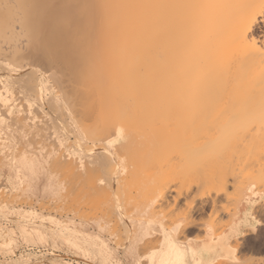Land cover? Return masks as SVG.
I'll return each mask as SVG.
<instances>
[{"label": "bare ground", "instance_id": "6f19581e", "mask_svg": "<svg viewBox=\"0 0 264 264\" xmlns=\"http://www.w3.org/2000/svg\"><path fill=\"white\" fill-rule=\"evenodd\" d=\"M14 87L44 106L45 92L52 93V106L69 110L68 119L65 113L56 116L68 127L63 132L84 147L87 159L104 162L107 176L98 179L83 165L84 194L109 197L112 187L120 188L127 177L124 160L133 158L138 165L136 159L149 158L153 174L148 162L144 168L151 181L142 207L112 220L106 216L109 211L103 212L83 227L74 219L63 223L62 217H46L34 209L19 212L0 201V213L14 223L11 228L0 226V250L21 238L49 242L54 248L70 244L90 253L98 264H225L236 259V240L253 223L248 206L257 199V192L243 184V172H256L254 165L248 166L243 143L254 135L264 137V0H0V179L5 178L8 189L22 186L31 197L58 196L64 184L49 164L56 139L53 149L44 142L32 150L22 145L23 139L34 145L36 139L29 137L41 133L37 127L44 128L41 123L48 120L33 116L38 107H32V115L23 114V103L22 114L14 116V99L9 100ZM61 161L55 163L65 168L64 161H69L67 167L71 159ZM176 172L182 175L177 186ZM91 197L83 198L91 203L92 209L86 208L90 213L83 212L94 210L97 215V197ZM157 205L170 210L157 213ZM174 210L172 219L168 213ZM115 231L125 237L122 242H112Z\"/></svg>", "mask_w": 264, "mask_h": 264}, {"label": "rangeland", "instance_id": "374dc122", "mask_svg": "<svg viewBox=\"0 0 264 264\" xmlns=\"http://www.w3.org/2000/svg\"><path fill=\"white\" fill-rule=\"evenodd\" d=\"M16 92V93H15ZM48 94V95H47ZM12 96H14V97H12ZM15 96H18L17 97V99L15 98ZM21 96V97H20ZM52 93H49L48 91L47 92H45V99L48 101H45V103H47V104H45V106L43 105V102H36V101H33V99L31 98V96H29V93L27 92V94H24V95H21L20 94V92H17V89L14 87V92H12L11 93V98L9 99V100H11V99H14V100H11V103L13 104L12 106H14L13 107V109H12V114L14 115V116H20V114H28V115H32L33 113H34V110L35 109H33V108H35V107H38V111H36L37 110V108H36V110H35V113L33 114V116H35L36 114H38V116L36 115V118L37 119H39L40 121L41 120H43V118L44 119H46V120H48V123H41V124H43L42 125V127L44 126V128H40V127H37L38 129L37 130H39L40 131V129H41V133H37V135H34V137L33 136H31L30 134H28V135H26V136H31V137H29V139L31 138H33L32 139V142H33V140H35V141H37L38 139L40 140H38L37 142H33V144L34 145H32V143H31V140L29 141L28 140V144L26 143L27 141H25L24 139V141L22 140V145H24L26 148H28V149H30L31 148V150H32V148L34 147V146H37V145H39V142H44V144L45 143H47L46 145H47V148L49 149V148H52L53 146V141L55 140V142L54 143H56V146L55 147H53L54 148V152H53V154L51 155L52 157H50V161H49V164H50V167L52 168L53 166H55V168H52V170L55 172V173H57L58 175V179H60V177H61V181H62V183L64 184V188L60 191V193L58 194V196H54V195H50L49 196V194H39L38 196H30V195H28V194H26V193H23L22 192V189H23V187L21 186V188L22 189H19V188H15L14 186H12L13 188L11 189L10 187H9V189H8V184L7 183H5V178L3 179V178H1L0 179V181H2V182H0V201H3V202H5L3 205H6L7 207H9L10 209H14V210H16V211H19V212H27L28 210H32V209H34V210H36V212L37 213H39V214H41V212H42V215L43 216H49V215H51V217H56L57 219L59 218V217H62L61 219H62V222L63 223H70L73 219V223H84V224H82V226L81 227H83V226H85V223H91V221H92V219L93 218H97L98 216H102L103 215V212H104V215H106V212L107 211H109V212H107V217L108 218H110L111 220L112 219H114L115 217H118V215L117 214H122V215H130V213L132 212L133 213V211L135 212V210H136V208H138V207H142V205H143V202L145 201V197L146 196H148V194H146V192H147V185L150 183V181H151V176H149L150 174H153V168H151L153 165H151L150 164V160H148L149 158H146V159H144L143 160V162H142V160H140L139 158L138 159H136L137 160V162H138V165H136L137 163L135 162V163H132L133 162V158L131 159L132 161L131 162H127V161H125L124 160V162H126L125 164H126V168H127V177H125L124 178V180L122 181V183H121V185H120V188H118L119 190H120V192L118 191V189H116L115 187L113 188L112 186H110V185H105V187H107V189H108V186H109V189H110V187H112L110 190L111 191H109L110 192V194H108L109 195V197L108 196H104L103 194H101V195H103V196H101V195H98V196H93V197H91L92 195H89V194H84V191L82 190L83 188H84V185L86 184V181L85 180H87V177L84 175L85 173L83 172L84 170V166L85 167H87V168H89V176L91 177V178H93V179H98V178H101V177H103L104 175L105 176H107L106 174H103V170H104V168L105 167H103V166H101V165H103V163L104 162H101L100 160H97L96 158L94 159V158H89V159H87V156H86V154H85V149H84V147L81 145H79V143L74 139V137L72 138V134H70V133H68V134H70L69 136H68V134L66 133V132H63L64 130L62 129L63 127L65 128V131H67L68 130V127H66L67 125H66V123H62V121H60V123H59V120H56L57 118H56V116L58 115V112L60 113L59 114V116L61 115V114H63V113H65L64 114V118L65 119H68V115H69V110L68 109H58L56 106H55V104H54V106L56 107V109L54 108V106H52L53 105V102L52 101H49L50 99H52ZM18 98H19V100H18ZM20 98H21V100H20ZM30 99V100H29ZM18 101H20V102H18ZM18 102V103H17ZM51 102V103H50ZM25 104V109L26 110H24L23 111V107H21V106H23V104ZM50 103V104H49ZM18 104V105H17ZM49 104V105H48ZM27 105V106H26ZM29 105V106H28ZM47 105V106H46ZM11 106V107H12ZM17 108H16V107ZM52 106V107H51ZM27 107H28V109H31L30 111H28V112H26L27 111ZM33 107V108H32ZM48 107H49V109H48ZM53 109V110H51L50 111V109ZM5 109V107H3V110ZM47 110H48V112H47ZM60 110V111H59ZM20 113H19V112ZM21 111H23L22 113H21ZM63 111V112H62ZM37 112H39V113H37ZM68 112V113H67ZM15 113V114H14ZM52 114V115H51ZM22 116V115H21ZM63 116V115H62ZM39 117H41V118H39ZM55 119H54V118ZM59 123V126H58V124H57V122ZM53 121V122H52ZM56 122V124H53V123H55ZM51 124V125H50ZM60 124H61V126H60ZM55 125H56V127H55ZM16 125H13V126H11V127H15ZM25 127H28V126H25ZM36 128V127H35ZM54 128V129H53ZM57 128L60 130V131H57ZM44 129V130H43ZM56 129V130H55ZM67 129V130H66ZM49 130L51 131V133H48L49 132ZM43 131V132H42ZM63 133H62V132ZM165 131V130H164ZM68 132V131H67ZM55 133V134H54ZM60 133V134H59ZM45 134V135H44ZM58 134L60 135V136H58ZM43 135V136H42ZM55 135V136H54ZM68 136V137H66V136ZM27 137V138H28ZM42 137H44V138H42ZM46 137V138H45ZM54 137V138H53ZM58 137H59V139L60 140H58L57 141V139H58ZM61 137H62V139H61ZM40 138H42V140L40 139ZM46 139V140H45ZM64 139V140H63ZM43 140H45V141H43ZM50 140V141H49ZM48 141H49V144H48ZM57 141V142H56ZM61 141V142H60ZM76 142L78 143V144H76ZM24 143V144H23ZM38 143V144H37ZM66 143H67V145H66ZM74 143V144H73ZM31 144V145H30ZM58 144V145H57ZM61 144V145H60ZM244 151H249V153L247 154V152H246V157L248 158V160L250 161V164H248V166H253L254 165V170L252 169V171H255L256 170V172H252L251 170H250V167L248 168V166H247V168L250 170H247L246 172H252L253 174H255V173H257V175L253 178V177H251V175H252V173L251 174H245V172H243L244 174V176L242 175V177H244V179L243 180H245V182L243 181V180H241L242 179V177H241V179H240V181H243V182H241V183H243L244 184V187L246 186V185H248L247 187L248 188H250L251 190H254L255 192H257V199L256 200H253V202L250 204V210H249V212H250V218H251V222H253V223H251V226L250 227H246V229L248 230V231H246V233L244 234V235H242L241 237H239L236 241H238L239 240V245H238V250H236V256L238 255L239 256V258H238V256L236 257V259H234V261H230V260H226V262L224 261V263L225 264H236V263H238V264H248L249 263V261H250V263L249 264H258V262H259V264L261 263V264H264V137H261V136H257V135H254V136H252V137H250V138H247L245 141H244ZM20 145V144H19ZM29 147H28V146ZM64 145V146H63ZM79 145V146H78ZM57 146H58V149H57ZM67 146V147H66ZM18 149H19V146H16ZM65 147V148H64ZM52 148V149H53ZM74 148V149H73ZM76 148V149H75ZM60 149H62V150H64V151H60ZM83 149V150H82ZM78 150V151H77ZM55 151H56V154H55ZM60 151V152H59ZM69 151V152H68ZM62 152H64V154L65 155H63V156H61L62 155ZM73 152V153H72ZM57 155H60L61 157H59V156H57ZM1 156V155H0ZM55 158H54V157ZM57 157H58V159L59 158H61V159H63V157H64V159L65 160H69V159H71V161H70V164H69V166H67L66 167V165H68L67 163L69 162V161H67V162H65L64 161V163L66 164L65 165V168L63 167L64 166V164L62 163V161H61V159H59L60 161H61V163L62 164H60V165H63L62 167L61 166H59V164H57V163H60V161H58V159H57ZM54 159V160H53ZM74 159L77 161V164L75 163V161H74ZM79 161H78V160ZM82 159V160H81ZM84 159H85V161H84ZM88 160H90V161H88ZM126 160H128V161H130V159H126ZM135 160V159H134ZM135 160V161H136ZM0 161H1V159H0ZM57 161V163H55ZM81 161V162H80ZM100 161V162H99ZM146 161V162H145ZM248 161V162H249ZM51 162V163H50ZM99 162V163H98ZM149 162V164H147ZM80 163H82V164H80ZM101 163V164H100ZM143 163V164H142ZM152 163V162H151ZM252 163V164H251ZM54 164H56V165H54ZM77 166H76V165ZM100 164V165H99ZM145 164H147V166H148V168H147V166H144ZM57 165H58V167H61V168H59L58 169V167H57ZM74 166V167H72V171H70V169H71V167L70 166ZM84 165V166H83ZM83 166V167H82ZM90 166V167H89ZM99 166V167H98ZM135 166H137V169H135ZM143 166V167H142ZM79 167V168H78ZM96 167V168H95ZM98 167V168H97ZM103 167V168H102ZM131 167V168H130ZM140 167H141V170H140ZM144 167H146L150 172H148V173H150L149 175L147 174V172L145 171V170H147L146 168H144ZM244 167H246V165H244ZM56 168H57V170H56ZM62 168H64L63 170L66 172V174H64L63 173V171L61 170ZM91 168H93V169H91ZM94 168L97 170H94ZM100 168V169H99ZM144 168V169H143ZM157 167L156 166H154V170H157L156 169ZM165 168H166V166H165ZM79 169V171L81 172V174L83 175H81V174H79L78 173V171L77 170ZM91 169V170H90ZM102 169V170H101ZM129 169V170H128ZM163 169H164V166H163ZM178 169H180V168H176V170H178ZM243 169H245V168H243ZM77 172H76V171ZM137 172H136V171ZM246 170V169H245ZM74 171V172H73ZM93 172V174L92 173H90V172ZM99 171V172H98ZM102 171V172H101ZM242 171V170H241ZM105 172V171H104ZM173 172V171H172ZM181 172H182V168H181ZM181 172H180V170H179V173L181 174ZM60 173H62V174H60ZM69 173L71 174V175H69ZM74 173H75V175H74ZM98 173H100V174H98ZM135 173H136V175L138 176L139 174H141L142 176H144V177H141L140 175L137 177L136 175H135ZM170 173V172H169ZM169 173H167L168 175H169ZM175 173V172H174ZM64 174V175H63ZM147 174V175H146ZM166 174V175H167ZM176 174H177V172H176ZM179 174V175H180ZM183 174V173H182ZM241 174V173H240ZM239 174V175H240ZM62 175V176H61ZM179 175L177 174V180L174 178V177H172V176H176L175 174L174 175H172L170 178H174L175 180H174V184L177 186V183H180L181 184V182L182 181H180V179H182V175H180V178L178 179V177H179ZM68 176H69V178H70V180H69V178H68ZM81 176V177H80ZM104 176V177H105ZM133 176V178H131ZM170 176V175H169ZM169 176H167V177H169ZM71 177H72V179H71ZM78 177V182H79V184L80 183H82V185H79L78 184V182L75 180L76 178ZM83 177V178H82ZM85 177H86V179H85ZM149 177H150V179H149ZM68 178V179H67ZM73 178H75V179H73ZM128 179V180H126V181H128L126 184H125V179ZM138 178V179H137ZM144 178V180H145V182L144 181H142V179ZM257 178V179H256ZM3 179V180H2ZM81 179V180H80ZM85 179V180H84ZM135 181H133V180ZM149 179V180H148ZM75 180V181H74ZM169 180V179H168ZM73 181V182H72ZM81 181H84V182H81ZM130 181V182H129ZM141 181L143 182L142 184H141ZM149 181V182H148ZM178 181V182H177ZM69 182H72L73 184H75V186H76V188H75V186L71 183L70 185V187L69 186H67L66 187V185H69ZM75 182V183H74ZM76 182H77V184H76ZM148 182V183H147ZM250 182H251V184H253L252 186H251V184H250ZM256 182H258V183H256ZM5 183V184H4ZM85 183V184H84ZM138 183V184H137ZM124 184V185H123ZM179 184V185H180ZM250 184V185H249ZM259 184V185H258ZM129 185V186H128ZM258 185V186H257ZM7 186V187H6ZM74 186V187H73ZM95 187H97L96 186V183H95V185H94ZM130 186H131V189H130ZM133 186H135V187H133ZM146 186V187H145ZM260 186V187H259ZM72 187V188H71ZM81 187V188H80ZM66 188H67V190H66ZM74 189V192L76 191V189L77 188H80V189H77V190H79V192L81 193L82 192V194L80 195V193L78 192V191H76V194L74 193L73 194V191H71V193H70V191H69V189ZM132 188H134V189H132ZM142 188V189H141ZM233 188V187H232ZM6 189H8V190H6ZM11 189V190H10ZM15 189V190H14ZM70 189V190H71ZM125 189V191H123ZM129 189H130V191H129ZM4 190V191H3ZM133 190V191H132ZM235 190V189H234ZM232 192H233V190H231ZM13 193L12 195H11V193ZM22 192V193H21ZM64 192H67V194L65 193L64 194ZM124 192H125V194H124ZM128 192V193H127ZM6 193H8V194H6ZM69 193L71 194V195H69ZM121 195H120V194ZM126 193H127V195H126ZM134 193V194H133ZM130 194V195H129ZM4 195V196H3ZM10 195V196H9ZM46 195H48L47 197H45ZM68 195V196H67ZM78 195H80V197L78 196ZM123 195H125V196H123ZM65 196V197H64ZM82 196V197H81ZM86 196V199H89L90 197L91 198H95V197H97V200H99V201H97V200H94L95 201V203H93V207L95 208H97V212H95V213H98L97 215L96 214H94L93 215V213H94V210L91 212V214H86L85 212H86V208H88V207H91L90 209H92V206H91V203H90V201L89 200H83V198ZM100 196L102 197V198H100ZM121 197V199L120 198H118V197ZM135 196V197H134ZM22 197V198H21ZM50 197V198H49ZM57 197V198H56ZM77 197H79L78 199H77ZM99 197V198H98ZM111 197V199H109ZM123 197H125V198H123ZM130 197V199H128ZM10 198H12V199H10ZM19 198H21V199H19ZM64 198V199H63ZM65 198L66 199H68L69 201H67V203H65L66 201H65ZM104 198V199H103ZM136 198V199H135ZM142 198V199H141ZM2 199V200H1ZM24 199V200H23ZM39 199L41 200V201H39ZM54 199H57V200H55L54 201ZM59 199V200H58ZM128 199V200H127ZM21 200H23V201H21ZM34 200V201H33ZM61 200V201H60ZM83 200V201H82ZM109 200H111L110 202H109ZM118 200H119V203H118ZM121 200V201H120ZM127 200V201H126ZM130 200V202H128ZM141 200H143V201H141ZM20 201V202H19ZM27 201H30V202H28V203H30L32 206L30 207V205L27 203ZM50 201V202H49ZM58 201H60V202H58V206L56 205V203ZM80 201H82V203H84L83 205H82V203L80 202ZM93 201V202H94ZM96 201L98 202V204L99 205H97L96 204ZM105 201V202H104ZM125 201V202H124ZM139 201V202H138ZM3 202H0V204H2ZM45 202V203H44ZM53 202V204H55V205H52L51 203ZM90 203V206H88L89 204H87V206H85L86 204L85 203ZM91 202H92V200H91ZM15 203V204H14ZM37 203H39V204H37ZM44 203V205H43V208H42V204ZM60 203H62V204H60ZM110 203V204H109ZM125 203V204H124ZM261 203V204H260ZM20 204V205H19ZM50 204V205H49ZM74 204V205H73ZM78 205L77 207H72V206H76V205ZM95 204V205H94ZM106 204V205H105ZM114 204V205H113ZM116 204H120L119 206H120V208L119 207H116ZM130 204V205H129ZM38 205H41V206H38ZM52 205V206H51ZM62 205V206H61ZM63 205H65V206H63ZM66 205L67 206H69V207H66ZM105 205V207H103ZM108 205H110V206H108ZM129 205V206H128ZM15 206V207H14ZM50 206V207H49ZM80 206V208L82 209V211L80 212L79 211V209L80 208H78ZM99 206V207H98ZM108 206V207H107ZM127 206V207H126ZM134 206H135V208H134ZM159 206V207H158ZM160 206H161V208H160ZM254 206H256V207H254ZM258 206V207H257ZM260 206H263V207H260ZM19 207V208H18ZM41 207V208H40ZM48 207V208H47ZM55 207V208H54ZM103 207V208H102ZM125 207H126V209H125ZM158 208V211H157V213H159V212H161L164 208V210H166V208L168 209V211H166V212H169V208L168 207H164V205H157V206H155L154 207V210L156 211V209L155 208ZM22 210H21V209ZM27 208V209H26ZM54 208V209H53ZM58 208V209H57ZM93 208V209H94ZM101 208H102V210H101ZM105 208V209H104ZM163 208V209H162ZM255 208H258V209H255ZM40 209V210H39ZM64 209V211H62ZM83 209H84V211L85 212H83ZM86 209V210H85ZM90 209H88L87 210V212L89 211V213H90ZM100 209V210H99ZM104 209V210H103ZM109 209V210H108ZM123 209V210H122ZM127 209H128V211H127ZM130 209V210H129ZM260 209V210H259ZM26 210V211H25ZM47 210H49V212L47 211ZM112 210V211H111ZM119 210V211H118ZM133 210V211H132ZM255 212H254V211ZM258 210V211H257ZM57 211H59L58 213H57ZM74 211H76V212H74ZM77 211H79L80 212V214H78V212ZM100 211V212H99ZM101 211H102V213H101ZM123 211V212H122ZM127 211V212H126ZM129 211H130V213H129ZM176 210H174V211H171V213L172 212H175ZM178 211V210H177ZM176 211V212H177ZM252 211V212H251ZM51 212V213H50ZM124 212H126V214L124 213ZM165 212V211H164ZM254 212V213H253ZM45 213V214H44ZM55 213V214H54ZM60 213V214H59ZM65 213V214H64ZM70 213V214H69ZM85 213V214H84ZM114 213H115V215H114ZM26 214V213H25ZM48 214V215H47ZM52 214H53V216H52ZM64 214V215H63ZM78 214V215H77ZM84 214V215H83ZM101 214V215H100ZM175 214L176 213H172L171 215L168 213V215L169 216H172L171 218L173 219L174 217H175ZM57 215V216H56ZM74 215H76V216H74ZM95 215H96V217H95ZM109 215H110V217H109ZM167 215V216H168ZM174 215V216H173ZM251 215H253V216H251ZM70 216H72V217H70ZM255 216V217H254ZM86 217V218H85ZM205 217V216H204ZM2 218H3V220H2ZM65 218V219H64ZM168 220H170L171 218H169V217H166ZM205 218H207V216L205 217ZM5 218V216H3L1 213H0V226H2V227H8V228H11V225H13L14 223H11V222H9V220L8 219H6ZM60 218H59V220H61ZM72 219V220H71ZM78 219V221H75V220H77ZM171 219V220H172ZM22 220H24V218L22 219ZM68 220V221H67ZM82 220V221H81ZM84 220V221H83ZM88 221H90V222H88ZM167 221V220H166ZM256 221V222H255ZM3 222V223H2ZM167 222H169V221H167ZM79 226V225H78ZM4 227V228H5ZM93 227V226H92ZM91 226H90V229L92 230V232H94V231H96L94 228H92ZM110 229L112 230V224L110 225ZM250 230V231H249ZM251 231H253L252 233H251ZM247 232H249L248 234H247ZM14 233H17L18 234V232H14ZM94 234V233H93ZM117 235V237H123V239H121L120 237V239H118L117 237H115ZM245 238H244V237ZM250 236V237H249ZM109 237V236H108ZM110 237H112L113 238V243H114V240H115V243H117V242H122V240H124V236H121V235H119L118 234V232L117 231H115V234L112 236V235H110ZM240 238L242 239V240H240ZM250 238V240H248ZM252 238V239H251ZM118 240H120V241H118ZM245 240V241H244ZM20 241V242H19ZM22 241V242H21ZM117 241V242H116ZM251 241V242H250ZM234 243H235V241H233ZM243 242L245 243V245L247 246H245V245H243ZM17 243V244H16ZM30 243V244H29ZM38 243V244H37ZM47 245H45V244ZM44 243H40V242H36L35 243V241H29V242H26L25 240H22L21 238H19L18 240H17V242L15 241V243L14 244H10V246H9V244H7V245H5L4 247H3V249L1 248V250H0V253L1 252H3L2 254H0V264H5L6 262V264H60V263H64V264H98V262H97V260L96 259H93V257L92 256H90V253H86V251H84V250H82V249H80V248H76V247H73V246H71L70 244H65V243H60L57 247H53L52 245H51V243H49V242H44ZM112 243V244H113ZM233 243V244H234ZM242 243V244H241ZM251 243V244H250ZM255 243V244H254ZM29 244V245H28ZM31 244H33V246L31 245ZM63 244H65V247H64V245ZM16 245V247H13V246H15ZM19 247H18V246ZM26 247H25V246ZM45 245V246H44ZM51 245V246H50ZM60 245L62 246V247H60ZM68 245V246H67ZM250 245V246H249ZM7 246H9V248L7 247ZM40 246V247H39ZM44 246V247H43ZM70 246V247H69ZM6 247L8 248V250L6 249ZM32 247V248H31ZM47 247H49V248H47ZM71 247H72V249H71ZM13 248V249H12ZM27 248V249H26ZM29 248H31V249H29ZM57 248L59 249V250H57ZM6 249V250H5ZM17 249V250H16ZM47 249V250H46ZM50 249H52V250H50ZM53 249H55L56 251H54ZM12 250H14L13 251V253L11 252ZM45 250V251H44ZM65 250V251H64ZM76 250V251H75ZM240 250V251H239ZM24 251V252H23ZM32 251V252H31ZM39 251L41 252V253H39ZM64 251V252H63ZM80 251V252H79ZM240 252V253H237V252ZM244 252V251H246V253H245V255H243L244 253H242V252ZM248 251H249V253H248ZM47 252V253H46ZM51 252V253H50ZM53 252V253H52ZM61 252V253H60ZM63 252V253H62ZM6 253V254H5ZM7 253H9L10 254V256H9V254H7ZM23 253H24V255H23ZM81 253V254H80ZM28 254V255H27ZM42 254V255H41ZM58 254V255H57ZM87 254H88V256H87ZM254 254V255H253ZM5 258H3L2 256ZM6 255V256H5ZM14 255H17V256H14ZM20 255V256H19ZM22 255V256H21ZM26 255V256H25ZM32 255V256H31ZM82 255V256H81ZM83 255H85V256H83ZM241 255H243V256H241ZM248 255V256H247ZM30 256V257H29ZM35 258H34V257ZM87 256V257H86ZM90 256V257H89ZM13 259H12V258ZM15 257V258H14ZM18 257V258H17ZM21 257H22V259H21ZM29 257V258H28ZM31 257H32V260H31ZM54 259H53V258ZM61 257L63 258V259H61ZM82 257V258H81ZM84 257H85V259H84ZM263 257V258H262ZM9 258H11V260L9 259ZM21 259V260H17V259ZM45 258V259H44ZM60 258V259H59ZM250 258H252V260H250ZM4 259V260H3ZM15 259V260H14ZM27 259L29 260V261H27ZM59 259V260H58ZM71 259V260H70ZM81 259V260H80ZM84 259V260H83ZM89 259H91V260H89ZM256 259V260H255ZM259 259V260H258ZM14 260V261H13ZM36 260H38V261H36ZM50 260V261H49ZM52 260V261H51ZM58 260V261H57ZM86 260H89L88 262H86ZM258 260V262H256ZM27 261V262H26ZM43 261V262H42ZM45 261H47L48 263H46ZM62 261V262H61ZM128 261V263H129V259H127L126 261H124L125 263ZM227 261H228V263H227ZM247 261H248V263H247ZM262 261H263V263H262ZM3 262V263H2ZM11 262V263H10ZM13 262V263H12ZM38 262H40V263H38ZM66 262H68V263H66ZM96 262V263H95Z\"/></svg>", "mask_w": 264, "mask_h": 264}, {"label": "crops", "instance_id": "0c3cea01", "mask_svg": "<svg viewBox=\"0 0 264 264\" xmlns=\"http://www.w3.org/2000/svg\"><path fill=\"white\" fill-rule=\"evenodd\" d=\"M250 206V205H249ZM248 206V211L250 210V207Z\"/></svg>", "mask_w": 264, "mask_h": 264}]
</instances>
